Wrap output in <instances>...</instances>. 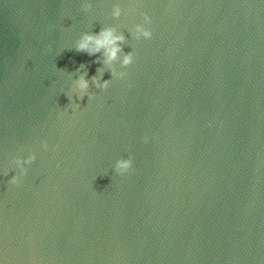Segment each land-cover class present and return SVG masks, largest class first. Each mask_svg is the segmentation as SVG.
<instances>
[{"label": "water", "instance_id": "1", "mask_svg": "<svg viewBox=\"0 0 264 264\" xmlns=\"http://www.w3.org/2000/svg\"><path fill=\"white\" fill-rule=\"evenodd\" d=\"M106 25L124 78L75 49ZM0 264H264V0H0Z\"/></svg>", "mask_w": 264, "mask_h": 264}, {"label": "clouds", "instance_id": "2", "mask_svg": "<svg viewBox=\"0 0 264 264\" xmlns=\"http://www.w3.org/2000/svg\"><path fill=\"white\" fill-rule=\"evenodd\" d=\"M83 11L87 12L92 8L90 2H85L81 5ZM122 14V8L119 4H114L111 11V16L113 18H119ZM143 23H137L132 32V36L139 40L141 38L151 39L153 36L152 30L147 26L151 24V17L145 12L142 13ZM127 42V37L124 32H117V29L113 25L102 26L98 33L96 32H84L75 42V49L78 52L87 53L89 56H97L95 63H102V67L106 66L107 72L111 74V78H124L127 76V72L118 70L116 67V62L119 61L120 68H127L134 63V53L133 51H124V46ZM98 68L97 72L102 68ZM81 68H85L84 64L76 70L79 71ZM104 73L97 76V73L93 75L90 79L88 78L87 70L81 73L73 81L72 91L76 94L75 101L73 102V107L78 108L80 106V101H83L85 97L90 99L92 94L89 92L90 87L94 86L101 91H106L109 87L111 79H102ZM131 85H129L130 87ZM68 101L69 97H68ZM68 102V103H69ZM145 142H147L148 137H144ZM42 146L45 150L48 149L47 141L42 142ZM17 168H19V173L14 174L9 179V183L19 186L22 183V178L27 174L28 169L25 165H30L36 160V155L34 152H30L27 157L17 156L15 157ZM133 167V158L129 156L128 158H119L115 164V171L124 175L128 173ZM7 175V173H5Z\"/></svg>", "mask_w": 264, "mask_h": 264}]
</instances>
